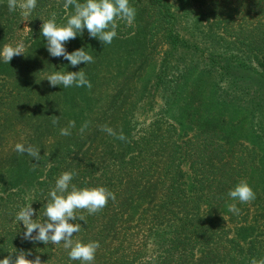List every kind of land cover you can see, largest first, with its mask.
<instances>
[{
    "label": "trees",
    "instance_id": "trees-1",
    "mask_svg": "<svg viewBox=\"0 0 264 264\" xmlns=\"http://www.w3.org/2000/svg\"><path fill=\"white\" fill-rule=\"evenodd\" d=\"M150 3L157 7L158 20L167 21L166 0ZM53 11L56 19L64 12L47 6L46 0H37L36 8L25 18L19 8L10 12L8 1L0 3V49L18 39L23 21L28 29L20 38L26 46L24 55L15 56L9 64L0 57V178L19 162L39 175L31 186L19 177L15 189L0 195V259L10 252L15 258L19 251L30 250L28 259L39 255L47 264H81L70 260L63 242L45 245L24 240L23 222L15 220L19 210L30 203L35 210L33 219H46L43 213L49 193L65 171L76 173L72 183L77 187L105 186L115 194V200L109 199L95 214L78 212L86 223L70 221L81 224L74 241L99 242L93 264H250L253 258L264 259V98L241 85L245 78L237 84L234 76L233 83L243 93L248 91L247 127L229 132L222 120L208 116L190 132L180 121L168 122L163 115L134 138L126 117L122 118L124 127L117 130L121 116L117 99L111 98L95 114L90 130L81 134L75 126L71 135L62 136L60 129L71 121L62 110L64 87H52L44 78L55 72L63 57L37 51L32 45L41 32L38 28L29 32L40 15L51 17ZM239 11L251 18H243L247 21L240 22L232 34L237 39L240 35L242 53L264 72V0H212L208 14L222 18L226 33ZM246 24L249 26L241 30ZM253 29L255 34H251ZM218 69L230 79V69L236 68ZM258 77L260 89L264 77ZM56 116L59 122L54 125ZM103 125L126 137H113L121 142L119 149L107 142L111 135L101 130ZM232 136L239 140L233 141ZM17 143L39 148V162L15 151ZM241 179L256 194L250 203L228 197ZM232 203L238 214L228 211L227 205Z\"/></svg>",
    "mask_w": 264,
    "mask_h": 264
},
{
    "label": "rangeland",
    "instance_id": "rangeland-1",
    "mask_svg": "<svg viewBox=\"0 0 264 264\" xmlns=\"http://www.w3.org/2000/svg\"><path fill=\"white\" fill-rule=\"evenodd\" d=\"M7 1L0 0V3ZM46 1L47 6L53 9L64 10L61 18L56 19L57 23L60 20L58 24H65L74 12L73 6L64 7L65 0ZM211 2L166 0L170 16L167 21H159L155 13L157 7L150 0H129L130 6L136 9L135 20L131 25L118 20L117 36L111 44L103 45L99 39L91 38L87 29L82 36L67 42L65 47L68 52L83 47L94 58L93 63H81L76 67L64 58L56 64L55 71H79L83 68L92 84L91 89L72 86L62 90V110L69 120L75 121L78 130L88 122L86 132L93 126L95 114L106 108L109 99L115 98L121 116L117 130L124 127L122 118L126 117L130 122L127 128L129 134H133L132 138L150 122L160 121L163 115L168 122L180 121L190 128V132L197 130V125L208 116L222 120L229 132L237 127H247L249 112L245 108L248 91L243 93L233 83L234 76L237 84H240L239 79L245 78L241 85L252 89L256 97L264 98V86L258 89L260 85L257 81L258 75L264 77V72L242 53L240 35L237 39L232 33L240 22H246L251 17H245L239 11L233 15L234 21L224 33L220 22L222 18L208 14ZM49 18L40 15L36 27L29 28H38L37 32H41L42 20ZM22 26L18 39L11 44L20 41L23 34V37L26 36L27 23L23 21ZM246 26L249 25L241 30L244 31ZM251 34H255L254 29ZM40 36L32 46L37 51L46 52L47 41ZM228 65L236 68L230 69V79L220 75L218 69ZM239 65L242 67L239 68ZM109 110L117 113L115 109ZM239 121L242 123L237 126ZM113 137L111 135L107 142L119 149L121 142ZM232 140L239 139L232 136ZM4 171V176L0 178V195L15 189L13 184L21 176L29 186L39 176L23 162Z\"/></svg>",
    "mask_w": 264,
    "mask_h": 264
},
{
    "label": "clouds",
    "instance_id": "clouds-1",
    "mask_svg": "<svg viewBox=\"0 0 264 264\" xmlns=\"http://www.w3.org/2000/svg\"><path fill=\"white\" fill-rule=\"evenodd\" d=\"M37 6V0H8L10 12L21 10L23 17L27 18ZM74 7V12L69 16L65 24H58L56 14L52 13L47 20H42L41 35L47 41V51L52 57H63L71 66L76 67L81 63L85 65L94 62V58L85 48L81 47L72 52H68L65 44L70 40L76 39L78 35L82 36L87 29L91 38H97L105 44H111L117 36L118 20H123L131 25L136 16V9L129 4V0H65L64 7ZM31 31V29L29 28ZM26 46L23 41L13 44H5L0 49V57L4 63L9 62L15 57L24 55ZM50 86H63L64 88L76 86L87 87L91 89L92 84L87 79L83 68L79 71H55L46 76ZM59 122V117H55L52 123ZM75 127V121H69L68 126L60 129L62 136L71 135V129ZM88 127L85 122L79 129L83 134ZM101 130L107 134L116 136L120 140H126L121 132L119 135L107 125L101 126ZM15 151L20 154L26 153L31 158L39 162L41 155L40 149L33 145L17 143ZM35 166V163H34ZM73 171L63 172L55 182V187L50 191V200L46 203L43 218L33 219L35 210L31 203L22 207L16 214L15 220L23 222L25 231L23 239L32 242H43L58 245L63 242L65 249H68L70 260L80 261L81 264H93L97 250L100 248L98 241H89L87 243L80 240H73L74 234L81 230L80 223H71L70 221L82 220L86 223L84 215H77L78 212L86 210L89 215L101 211L107 206L109 199L115 200V194L105 186L95 187H77L72 183ZM228 197L240 203H250L256 198V194L246 179H241L239 183L228 192ZM228 211L235 214L239 213L235 203L227 205ZM225 219V218H224ZM35 231V235H33ZM16 252V251H15ZM14 252L0 259V264H47L37 255L35 259H28L31 255L30 250L19 251L15 258ZM250 264H264V259L257 260L253 258Z\"/></svg>",
    "mask_w": 264,
    "mask_h": 264
}]
</instances>
